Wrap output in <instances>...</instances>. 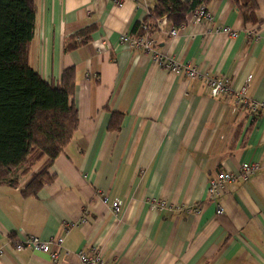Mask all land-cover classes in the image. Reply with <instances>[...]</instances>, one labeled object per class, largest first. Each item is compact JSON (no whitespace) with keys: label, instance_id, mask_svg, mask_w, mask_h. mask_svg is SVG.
Masks as SVG:
<instances>
[{"label":"crops","instance_id":"0c3cea01","mask_svg":"<svg viewBox=\"0 0 264 264\" xmlns=\"http://www.w3.org/2000/svg\"><path fill=\"white\" fill-rule=\"evenodd\" d=\"M116 1L36 0L31 64L54 82L76 67L78 128L54 161L36 167L54 175L37 195L22 193L31 175L0 186V264H84L79 251L92 246L106 264H264V114L250 115L231 94L212 95L204 77L154 58L225 76L234 90L248 83L250 98L263 100L264 0H256L255 23L245 22L235 0H212V21L189 13L173 34V24H157L153 52L120 42L145 20L146 6ZM89 25L90 39L66 50L69 37ZM244 162L260 168L210 197V179L238 173ZM115 199L123 202L118 215ZM158 199L171 207L152 209ZM26 235L63 237L52 245L59 260L12 249Z\"/></svg>","mask_w":264,"mask_h":264},{"label":"trees","instance_id":"16d2710c","mask_svg":"<svg viewBox=\"0 0 264 264\" xmlns=\"http://www.w3.org/2000/svg\"><path fill=\"white\" fill-rule=\"evenodd\" d=\"M212 0H156L144 21L130 30L151 36L157 18L167 16L177 30L198 8L208 9ZM246 23L258 21L256 0H235ZM37 15L36 0H0V186L20 185L25 196H35L54 179L43 161H54L73 139L78 128L76 67H66L58 82L47 81L31 64ZM94 26L69 37L65 49L85 44ZM79 38V39H78ZM241 108V107H240Z\"/></svg>","mask_w":264,"mask_h":264},{"label":"built area","instance_id":"2783aa9c","mask_svg":"<svg viewBox=\"0 0 264 264\" xmlns=\"http://www.w3.org/2000/svg\"><path fill=\"white\" fill-rule=\"evenodd\" d=\"M138 5L146 6L148 14L150 12V8L154 5L156 0H136ZM117 3H121L122 0H117ZM193 18L195 22H200L201 20H209L212 21L213 16L212 13L205 8H198L192 12ZM158 26L164 27L169 25L167 16L158 17L156 20ZM221 30L224 32L235 36L237 33L235 30L228 26L221 27ZM177 30L172 27L170 32L173 34ZM254 32L248 30L249 36H253ZM120 42L122 44H127L128 46L134 49H140L147 52H153V41L151 36L148 34L137 35L131 31L123 32L120 37ZM155 61L167 67L168 69L177 72V73H186L189 77L202 76L205 78L208 88L212 95L217 96L222 94H231L233 99L235 100L236 105L240 108H246L250 115L257 116L264 114V99L263 100H255L250 98L248 94V83L243 85L241 88L234 90L229 86L228 78L225 76H210L207 73L201 74L196 67L193 66H185L182 65L172 59L163 58L160 54L154 53ZM260 168L259 162H244L241 165L240 171L238 173H234L231 171L223 170L219 172L214 178L209 181V194L210 197L219 196L223 194L226 190L229 183H233L237 178L241 177L245 180L250 179ZM108 201V198L104 199ZM112 211L118 215L122 209L123 202L121 199H115L111 203ZM150 207L154 210H166L171 207L169 203H167L163 199L151 200ZM218 214H222L223 208L221 205H218L217 208ZM63 242V237H59L56 240H48L43 241L40 240L35 235H26L21 240H12L10 242V246L12 249L16 251H22L26 248H31L35 251H41L44 253H48L52 260L58 261L60 257V252L57 249L52 248V245L55 243L58 246H61ZM4 250L0 247V256L3 254ZM79 256L81 261L84 264H106V259L102 251L98 250L96 247H88L79 251Z\"/></svg>","mask_w":264,"mask_h":264}]
</instances>
